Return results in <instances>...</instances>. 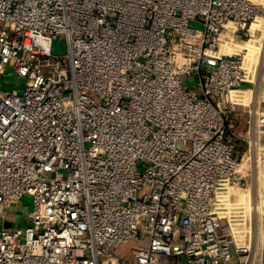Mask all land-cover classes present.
Returning a JSON list of instances; mask_svg holds the SVG:
<instances>
[{
    "label": "built area",
    "instance_id": "obj_1",
    "mask_svg": "<svg viewBox=\"0 0 264 264\" xmlns=\"http://www.w3.org/2000/svg\"><path fill=\"white\" fill-rule=\"evenodd\" d=\"M1 22L25 81L0 91V264H264V0H0Z\"/></svg>",
    "mask_w": 264,
    "mask_h": 264
},
{
    "label": "rangeland",
    "instance_id": "obj_2",
    "mask_svg": "<svg viewBox=\"0 0 264 264\" xmlns=\"http://www.w3.org/2000/svg\"><path fill=\"white\" fill-rule=\"evenodd\" d=\"M192 25L194 27H197V28L202 27L201 24L198 22H192ZM5 27H6L5 23L1 22L0 23V30L5 28ZM52 52H53V54H57V55L65 52L62 36H59V37H57V39L54 40ZM24 81L25 80L23 78L18 79L12 73V66H11V64H9V66H7L5 68L4 72L2 74H0V91L8 90V91H11L13 93H21L23 90ZM181 81L185 87L194 88L195 89V95H196V97H198L199 93H198V90L196 89L198 79H197V76L195 73H191V75H189V76L188 75L181 76ZM52 178H53V176L49 175L47 181L51 182ZM242 202L243 203L240 205H231V208H232V206H234L232 208L233 210H236V212H240V215H236V216H233L230 213V216H231L230 219L234 223V226H238V225H235L237 222L244 221V214H246L245 221L249 222V220H248L249 216L247 213L250 211V209H251L250 204L252 205V203L250 202V204H249L247 200L242 201ZM30 209H31V200L28 196H24L22 199H20L17 202L12 201L11 206L7 209V211L5 213L6 215L4 218V225L5 226H9L10 224H16L18 226L22 225L23 224L22 218L24 219L27 216V213L30 211ZM252 210H253V208H252ZM227 211H228V209H227ZM258 224L259 223L257 222V216L252 215V220H251L252 231H251V233L254 236L257 235L256 232H257V228L259 227ZM1 225H2V220H0V227H1ZM135 245H136V243L134 241L122 243L114 249V254L117 255L121 259L129 261L130 249ZM179 260L181 262H183V258H180Z\"/></svg>",
    "mask_w": 264,
    "mask_h": 264
},
{
    "label": "bare ground",
    "instance_id": "obj_3",
    "mask_svg": "<svg viewBox=\"0 0 264 264\" xmlns=\"http://www.w3.org/2000/svg\"><path fill=\"white\" fill-rule=\"evenodd\" d=\"M240 196H242V197H243V198L241 199L242 201H245V200L249 201V199H248V198L246 199V197L244 198V196H243V195H240ZM222 205H224L225 207H226V206H229V208H230V211H232V212H236V210H233V209H232L234 206H232V208H231V205H230V204H228L227 202H224V203H222ZM253 205H254V204H253ZM253 205H252V206H253ZM224 206H223V207H224ZM229 208H228V209H229ZM252 208H253V211H254V210H255V205H254ZM232 212H231V213H232ZM232 215H233V216H236V215H235V213H234V214H232Z\"/></svg>",
    "mask_w": 264,
    "mask_h": 264
}]
</instances>
